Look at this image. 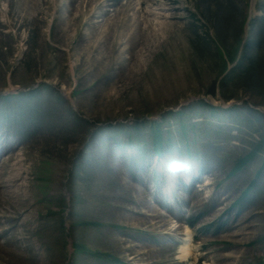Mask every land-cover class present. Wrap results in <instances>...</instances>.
Returning a JSON list of instances; mask_svg holds the SVG:
<instances>
[{
  "label": "rangeland",
  "instance_id": "obj_1",
  "mask_svg": "<svg viewBox=\"0 0 264 264\" xmlns=\"http://www.w3.org/2000/svg\"><path fill=\"white\" fill-rule=\"evenodd\" d=\"M263 15L264 0H0V264H264V81L230 79Z\"/></svg>",
  "mask_w": 264,
  "mask_h": 264
},
{
  "label": "trees",
  "instance_id": "obj_2",
  "mask_svg": "<svg viewBox=\"0 0 264 264\" xmlns=\"http://www.w3.org/2000/svg\"><path fill=\"white\" fill-rule=\"evenodd\" d=\"M254 26V23L251 25V28ZM259 36L264 38V15L260 19V33ZM263 38H260L259 40H247L244 45L243 49L241 52L240 57L237 59V63L234 67V70L231 72L230 79H235L236 82L241 86V87H247V88H253L258 86L264 81V56L259 55V49L263 47L264 42H262ZM258 46V47H256ZM249 50H254L256 52V56L251 57L252 55L247 54ZM237 58V57H236ZM235 58V59H236ZM226 85V82L224 80L220 81L219 85H217V82H213L211 86L209 87L207 93L209 96H216L217 95V90L220 87H223ZM202 105L211 110L212 115H214L217 111V109L214 106H211L209 104H206L202 102ZM236 107V106H235ZM235 107H231L230 109H233ZM182 114H177V116H180ZM138 122V121H137ZM138 124V123H137ZM136 127H134V130L139 132L138 126L135 124ZM141 126L140 124V131H141ZM179 127L182 135L185 136L187 132V125L183 121L182 118L179 120ZM192 129H195L196 125L193 124L191 126ZM150 136L152 138V148L156 153L162 152V148L164 144L169 145V142H171V139H166L164 136V133L162 132V124L160 122H154L150 124ZM194 143H197V136L194 134ZM187 145V152L189 149L188 143ZM259 148H256L255 152L258 151ZM251 155L239 158V160L235 163L234 167L232 168L231 172L229 173V176L233 175L234 173L239 172L250 160ZM260 173V171H259ZM258 174V173H257ZM252 185V184H251ZM249 189L251 188L248 187ZM245 189L241 196L238 197V199L234 202V205L238 204L242 200L245 199V197L248 195L249 190ZM77 245V244H75ZM78 246V245H77ZM81 246V245H80Z\"/></svg>",
  "mask_w": 264,
  "mask_h": 264
},
{
  "label": "bare ground",
  "instance_id": "obj_3",
  "mask_svg": "<svg viewBox=\"0 0 264 264\" xmlns=\"http://www.w3.org/2000/svg\"><path fill=\"white\" fill-rule=\"evenodd\" d=\"M256 0H254L255 2ZM186 237L184 238L183 240V243L182 245L180 246V255L179 257L182 259V260H187V258L189 256H191V248H190V242H191V232L190 230L188 229L186 231Z\"/></svg>",
  "mask_w": 264,
  "mask_h": 264
}]
</instances>
